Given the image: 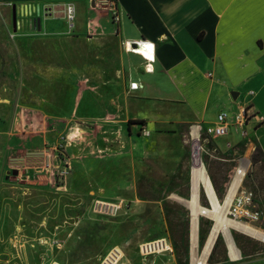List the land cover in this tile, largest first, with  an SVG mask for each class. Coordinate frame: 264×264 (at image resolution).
I'll return each instance as SVG.
<instances>
[{"label": "rangeland", "instance_id": "1", "mask_svg": "<svg viewBox=\"0 0 264 264\" xmlns=\"http://www.w3.org/2000/svg\"><path fill=\"white\" fill-rule=\"evenodd\" d=\"M22 3L43 12L13 30L12 5ZM66 3L76 10L72 30L53 16ZM91 3L90 12L77 0L0 5V264H98L116 245L134 261L138 243L158 237L170 240L174 254L153 264H186L185 200L195 140L187 128L144 121L150 133L143 137L125 119L127 56L114 28L94 20L98 0ZM108 5L102 24H115L113 4ZM245 100L242 91L228 110L237 112ZM130 110L153 114L137 105ZM249 138L197 141L203 163L197 177L211 190L207 171L221 205L238 159L249 158L239 191L252 192L259 219L250 225L264 232V162ZM95 198L124 199L126 207L116 216H99L92 212ZM200 204L208 208L203 192ZM227 212L222 213L228 223ZM212 226L208 216L199 217L203 241Z\"/></svg>", "mask_w": 264, "mask_h": 264}, {"label": "crops", "instance_id": "2", "mask_svg": "<svg viewBox=\"0 0 264 264\" xmlns=\"http://www.w3.org/2000/svg\"><path fill=\"white\" fill-rule=\"evenodd\" d=\"M10 1L28 0H0V5ZM90 1L77 0L83 3L86 12L93 8L92 3L87 6ZM98 3L102 7H95L94 20H100L101 26L114 28L113 34L122 49L126 41L154 43V62L148 67L152 66V71H145L147 61L141 55L124 49L128 64L122 75V88L129 96L124 101L125 119L178 130L187 128L193 137L192 132L197 136L200 128L212 123L219 111L235 112L228 108L243 91L246 100L239 109L247 108L254 116L245 128L249 130L247 136L252 147L258 146L261 150L264 162V0H98ZM108 3L113 4L112 12L119 17L116 25L102 24L111 9ZM53 16L64 20L62 9H57ZM79 28L85 30L84 25ZM134 81L141 86L129 90V82ZM234 91L235 99L230 95ZM133 105L150 108L153 114L131 111ZM236 137L241 138L231 128L225 136L213 140L225 139L230 143ZM247 161L249 158L240 157L236 168L247 170ZM205 173L209 191L199 182L197 173L191 175L190 169L189 196L185 200L190 223L186 264H264V245L253 243V239L264 242L258 235L263 231L240 222L227 223L222 213L242 187L243 179L238 183L233 181L234 171L220 205L214 182ZM201 192L208 205L205 212L200 204ZM215 203L220 209L210 210ZM203 215L214 220L213 226L218 227L209 251L206 244L212 229L199 245L198 219ZM217 239L222 251H218Z\"/></svg>", "mask_w": 264, "mask_h": 264}, {"label": "built area", "instance_id": "3", "mask_svg": "<svg viewBox=\"0 0 264 264\" xmlns=\"http://www.w3.org/2000/svg\"><path fill=\"white\" fill-rule=\"evenodd\" d=\"M41 10L39 5L33 3H22L18 6L15 5V17H16V28L19 27L20 22L24 20H31L33 16L39 15ZM62 14L66 26L69 30H72L75 26L76 10L72 3H66L62 7ZM115 14V13H114ZM114 20H118L119 17L113 15ZM129 47L127 49L126 44ZM124 49L127 52L137 54L139 49L141 56L147 61L145 65V71H152L150 67L151 63L154 62L155 48L154 43H150L146 40L139 41H126L124 43ZM140 84L138 82H129L128 89L135 90ZM253 114L249 112L247 108H240L237 112L229 113L225 110H221L217 113L215 120L207 124L201 129V132L196 136V140L207 141L208 139L218 138L225 136L231 128L240 136H246L248 134L245 128L247 123ZM134 127L140 132L141 136H148L150 131L142 124H133ZM202 135L204 136L203 138ZM69 167V166H68ZM242 171L241 179L246 174V170L242 167L237 168L236 173ZM65 173V170L62 171ZM253 194L251 191L241 189L233 198L229 208L228 214L231 216L232 221L241 222L245 225L256 222L259 219V213L252 209ZM92 212L99 216H116L126 207L124 199H117L115 201H105L100 198H95L91 203ZM137 258L131 261L125 254V250L122 246L110 247L98 260V264H153V261L157 257H167L168 259L173 257V247L166 237H158L151 240H145L137 245L136 251ZM198 264H201L198 262Z\"/></svg>", "mask_w": 264, "mask_h": 264}, {"label": "bare ground", "instance_id": "4", "mask_svg": "<svg viewBox=\"0 0 264 264\" xmlns=\"http://www.w3.org/2000/svg\"><path fill=\"white\" fill-rule=\"evenodd\" d=\"M126 47L128 49V47H129L128 43L126 44ZM140 52H142V49H139V51H137L136 53L138 55H141ZM192 134H193L192 138L195 140V142H194V145H193V153H192V160H191L192 161L191 162V164H192L191 171H192V174L194 175V174L197 173V171L199 169H201L202 162L199 160V144L197 143V140H196L197 138H196V135H195L194 131L192 132ZM241 175H243L242 171H239V173H236L233 181H237L236 183H238V181L241 179ZM205 210H207V209L204 208L203 211L205 212ZM213 227H212L213 231H212V233L209 236L208 241H207V245H206L207 251H209L211 249V247H212V245L214 243L215 236H216L217 231H218V227L217 226H215L214 229H213ZM260 236L264 239V234H260Z\"/></svg>", "mask_w": 264, "mask_h": 264}, {"label": "trees", "instance_id": "5", "mask_svg": "<svg viewBox=\"0 0 264 264\" xmlns=\"http://www.w3.org/2000/svg\"><path fill=\"white\" fill-rule=\"evenodd\" d=\"M129 122V124H133V123H137V124H144V122H143V120H131V121H128ZM258 150H260V149H255V151H258ZM256 158H254V154H253V157H252V162L253 163H255V162H257V160H255ZM217 196L218 197H220V194L218 193V191H217ZM220 208V205L219 204H217V203H215L214 205H213V208L211 209L210 208V210H213V211H218V209ZM214 221V220H213ZM213 227V226H212ZM212 227H211V229H212ZM210 233V232H209ZM208 233V234H209ZM186 234V236H187V244H186V246H187V250H188V230H187V232L185 233ZM208 236V235H207ZM206 239H207V237H206ZM206 241V240H205ZM202 242H203V239H202V234H201V231L199 232V245H201L202 244ZM220 242V239H217V245H218V243ZM172 244V243H171ZM174 254V253H173Z\"/></svg>", "mask_w": 264, "mask_h": 264}, {"label": "water", "instance_id": "6", "mask_svg": "<svg viewBox=\"0 0 264 264\" xmlns=\"http://www.w3.org/2000/svg\"><path fill=\"white\" fill-rule=\"evenodd\" d=\"M36 23H37V26L39 27V24H40L39 18L36 19ZM12 29L13 30L16 29L15 5H12ZM231 96L233 99H235L237 97V93L232 92Z\"/></svg>", "mask_w": 264, "mask_h": 264}]
</instances>
